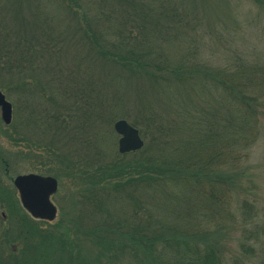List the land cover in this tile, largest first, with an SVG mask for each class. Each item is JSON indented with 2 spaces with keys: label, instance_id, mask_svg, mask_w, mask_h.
<instances>
[{
  "label": "trees",
  "instance_id": "obj_1",
  "mask_svg": "<svg viewBox=\"0 0 264 264\" xmlns=\"http://www.w3.org/2000/svg\"><path fill=\"white\" fill-rule=\"evenodd\" d=\"M207 4L0 0V89L27 126L13 141L41 149V174L76 185L52 222L0 186V264H231L256 252L264 69L169 52ZM121 118L141 150H107Z\"/></svg>",
  "mask_w": 264,
  "mask_h": 264
},
{
  "label": "rangeland",
  "instance_id": "obj_2",
  "mask_svg": "<svg viewBox=\"0 0 264 264\" xmlns=\"http://www.w3.org/2000/svg\"><path fill=\"white\" fill-rule=\"evenodd\" d=\"M200 16L196 33L192 35L191 40H189V36H182V40L174 45V49L179 51L175 50L173 53L171 47L169 51L171 58L188 61L193 59L194 62L220 66L228 62L231 63L235 57H238L237 59L252 65H259L264 69V14L255 2L252 0H208L207 6L202 8ZM10 101L13 102L12 99ZM25 118L24 113L19 110L17 115L14 113V122L12 121L14 125L20 121L19 125L8 128L9 125L4 123L0 110V174H3L0 176V179H3V181L0 180V186L12 189L15 187L14 178L17 175L45 172L43 169L45 162L41 157L43 152L40 148L33 146L34 149H28L27 143L13 141V137L17 136L15 130L19 129L27 133ZM28 134H30L29 129ZM119 137V134L114 131L111 146L107 147L109 152L118 151ZM252 152L250 163L259 171L257 173L259 176H256L258 178V182H256L259 185L255 187L256 192L252 197L257 198L262 211L258 218H254L250 227L252 229L258 227L259 243L261 244L255 253H247L244 258H238L231 264H264V135L256 146L252 147ZM2 157L8 159V166L11 168L8 171V176L1 162ZM75 189L76 185L68 182L67 179L60 182L59 192L52 198L58 206V215L62 211L70 210L71 206L68 202ZM64 196L67 200L64 199ZM252 214L254 212H251ZM231 248L239 250V253L243 250L241 247L239 248L238 242L231 243Z\"/></svg>",
  "mask_w": 264,
  "mask_h": 264
},
{
  "label": "water",
  "instance_id": "obj_3",
  "mask_svg": "<svg viewBox=\"0 0 264 264\" xmlns=\"http://www.w3.org/2000/svg\"><path fill=\"white\" fill-rule=\"evenodd\" d=\"M0 110L5 124L13 120V104L0 89ZM114 130L119 134L118 151L121 154L141 150L145 141L138 128L126 119H118ZM20 202L35 219L54 221L58 216V206L52 197L58 192L59 181L52 175L35 172L19 174L14 178Z\"/></svg>",
  "mask_w": 264,
  "mask_h": 264
},
{
  "label": "flooded vegetation",
  "instance_id": "obj_4",
  "mask_svg": "<svg viewBox=\"0 0 264 264\" xmlns=\"http://www.w3.org/2000/svg\"><path fill=\"white\" fill-rule=\"evenodd\" d=\"M35 173H36V172H35ZM39 174H41V173H39ZM2 175H3V174H0V176H2ZM8 175H9V174H8ZM8 175H7V176H8ZM42 175H43V174H42ZM3 214H4V213H3ZM4 215H5V214H4Z\"/></svg>",
  "mask_w": 264,
  "mask_h": 264
}]
</instances>
